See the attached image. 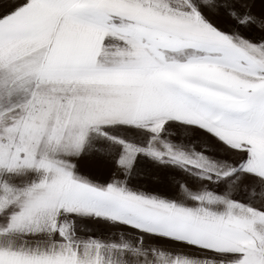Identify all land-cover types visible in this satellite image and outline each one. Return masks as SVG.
I'll use <instances>...</instances> for the list:
<instances>
[{
	"label": "snow or ice",
	"instance_id": "obj_1",
	"mask_svg": "<svg viewBox=\"0 0 264 264\" xmlns=\"http://www.w3.org/2000/svg\"><path fill=\"white\" fill-rule=\"evenodd\" d=\"M0 264H264V0H0Z\"/></svg>",
	"mask_w": 264,
	"mask_h": 264
},
{
	"label": "crops",
	"instance_id": "obj_2",
	"mask_svg": "<svg viewBox=\"0 0 264 264\" xmlns=\"http://www.w3.org/2000/svg\"><path fill=\"white\" fill-rule=\"evenodd\" d=\"M84 170L86 171L84 174H89L91 172L93 175L99 177L100 179L107 178L109 173L107 170H100L94 167H85Z\"/></svg>",
	"mask_w": 264,
	"mask_h": 264
},
{
	"label": "rangeland",
	"instance_id": "obj_3",
	"mask_svg": "<svg viewBox=\"0 0 264 264\" xmlns=\"http://www.w3.org/2000/svg\"><path fill=\"white\" fill-rule=\"evenodd\" d=\"M137 183L145 184L146 188L149 189V190H153L154 189V190H158V191H160L162 193H169V189L167 187H165V186H159L158 187V186H156V185H154V184H152V183H150V182H148L146 180H138Z\"/></svg>",
	"mask_w": 264,
	"mask_h": 264
}]
</instances>
